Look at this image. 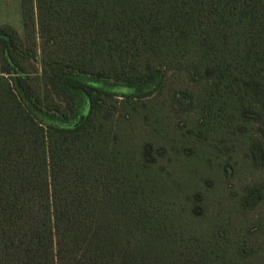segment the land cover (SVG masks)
I'll return each mask as SVG.
<instances>
[{"label": "trees", "instance_id": "obj_1", "mask_svg": "<svg viewBox=\"0 0 264 264\" xmlns=\"http://www.w3.org/2000/svg\"><path fill=\"white\" fill-rule=\"evenodd\" d=\"M34 1L40 73L24 65L36 50L0 26V264H254L228 221L163 201L150 183L159 162L151 143L138 155L124 144L105 89L79 75L95 54L97 76L145 97L165 68L240 94L261 134L253 164L263 166L264 0ZM21 7L34 25L33 0ZM190 97L174 96L177 115ZM262 201L260 187L245 193L248 208Z\"/></svg>", "mask_w": 264, "mask_h": 264}, {"label": "rangeland", "instance_id": "obj_2", "mask_svg": "<svg viewBox=\"0 0 264 264\" xmlns=\"http://www.w3.org/2000/svg\"><path fill=\"white\" fill-rule=\"evenodd\" d=\"M32 9L34 25L26 26L21 0H0V26L13 28L25 47L36 50V56L24 62L27 72L35 75L41 72L45 53L34 0ZM29 34L32 40L28 42ZM100 62L95 54H87L90 72L80 73L79 78L105 89L103 97L114 112L115 130L122 134L124 144L138 155L143 145L151 143L159 162L150 183L163 201L178 204L177 210L179 205H199L210 223L228 221L229 237L247 239L253 263L264 264V201L253 208L244 202L250 187H260L264 196V165L255 166L251 155L253 137L261 134L258 124L246 120L239 108L248 101L222 86L213 91L205 82L194 83L173 68L163 69L161 79L146 87L152 93L145 97L121 82L97 76ZM111 89L114 94L107 92ZM181 91L190 93L192 108L179 116L170 104ZM81 96L80 120L86 116Z\"/></svg>", "mask_w": 264, "mask_h": 264}]
</instances>
